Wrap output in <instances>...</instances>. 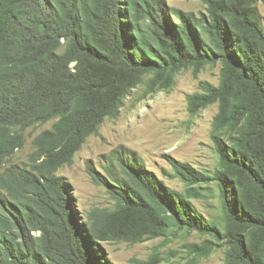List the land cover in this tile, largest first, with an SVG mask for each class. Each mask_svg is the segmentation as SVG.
Returning a JSON list of instances; mask_svg holds the SVG:
<instances>
[{
    "label": "trees",
    "instance_id": "1",
    "mask_svg": "<svg viewBox=\"0 0 264 264\" xmlns=\"http://www.w3.org/2000/svg\"><path fill=\"white\" fill-rule=\"evenodd\" d=\"M207 13L168 0H0V264H117L106 242L141 243L174 230L208 236L186 245V264L226 246L225 264H264V0H200ZM221 65L218 84L187 96L191 116L218 110L213 173L166 158L171 187L124 145L87 171L111 208L85 216L57 174L140 85L171 90L177 75ZM57 121L12 162L25 131ZM218 187L222 222L193 202ZM138 264H159L154 252Z\"/></svg>",
    "mask_w": 264,
    "mask_h": 264
},
{
    "label": "rangeland",
    "instance_id": "2",
    "mask_svg": "<svg viewBox=\"0 0 264 264\" xmlns=\"http://www.w3.org/2000/svg\"><path fill=\"white\" fill-rule=\"evenodd\" d=\"M175 8L194 12L198 16L207 13L200 0H168ZM264 25V3L257 4ZM221 65L207 66L199 72L193 69L181 71L174 87L169 91L145 93L146 86L140 85L124 99L120 115L116 119L107 118L98 135L90 136L78 151L71 165L59 169L74 188L76 204L85 216L91 209L111 208L113 202L105 189L94 184L87 171V164L93 163L99 170L104 156L116 147L124 145L136 150L146 161L148 168L155 171L168 185L184 191L185 184L179 178H170L164 169L171 171L166 155L191 163L195 168L213 173L218 166V156L211 138L212 121L218 106L212 105L191 116L187 96L200 91L204 82L219 83ZM57 119L25 131V145L18 150L12 162H23L34 149V138L43 130L51 128ZM213 197L194 199L198 209L209 219L222 222V207L218 187ZM208 236L197 232L174 230L166 237L146 240L141 243L106 242L102 246L107 258L117 264H138L154 252L162 258L159 264H186L187 244L201 243ZM226 246H221L209 257L199 259L197 264H225Z\"/></svg>",
    "mask_w": 264,
    "mask_h": 264
}]
</instances>
